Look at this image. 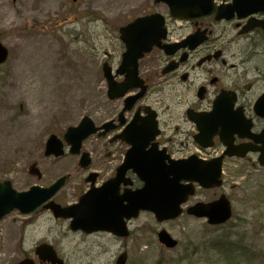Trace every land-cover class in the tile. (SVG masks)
Returning <instances> with one entry per match:
<instances>
[{"label":"rangeland","instance_id":"obj_1","mask_svg":"<svg viewBox=\"0 0 264 264\" xmlns=\"http://www.w3.org/2000/svg\"><path fill=\"white\" fill-rule=\"evenodd\" d=\"M0 4V35L10 50L8 60L0 65V134L7 123L19 131L31 126L30 132L35 133L28 136L33 147L25 152L0 149V180L11 179L17 190L27 191L68 175L54 199L62 204L73 202L88 188L85 178L90 171L101 173L100 183L114 173L117 162L103 155L111 144L98 135L89 137L84 148L91 152L93 163L90 169H82L80 156L68 149L63 157H46V141L51 133L63 136L86 115L96 123L110 117L102 66L108 60L116 67L121 60L124 44L119 28L152 11L168 17L167 9L155 0H0ZM26 38H44L59 46L64 69L53 77L56 98L47 93L46 71L32 75L21 61V55L30 52L26 47L19 54L20 42ZM72 43L80 44L82 52L70 54ZM70 71L77 77L70 80ZM24 75L30 77L26 84L22 83ZM32 165L38 174L30 169ZM225 166L223 187L199 189L191 201H210L226 193L234 215L223 226H211L206 219L188 215L159 223L152 213L144 212L133 221L131 235L120 239L107 233L73 231L70 220L56 219L49 210L34 215L16 210L0 222V264L26 257L38 261L34 250L43 243L53 244L66 264H115L123 250L129 254L127 264H264V167L257 159L228 160ZM162 228L179 240L176 249L161 245L157 233ZM223 239L245 244L250 253L226 261L214 247Z\"/></svg>","mask_w":264,"mask_h":264},{"label":"flooded vegetation","instance_id":"obj_2","mask_svg":"<svg viewBox=\"0 0 264 264\" xmlns=\"http://www.w3.org/2000/svg\"><path fill=\"white\" fill-rule=\"evenodd\" d=\"M231 2L225 0V4ZM255 17L264 20V13ZM247 24L248 18L217 20L216 14L193 21L168 20L163 47H154L140 60L142 85L127 97L136 96L142 86L146 87L144 95L127 110V97L110 100V117L97 123L98 137L111 144V150L103 155L117 162L111 176L116 175L132 147L126 140L136 136L142 142L148 141L153 132L156 136L148 142L147 151L171 159L194 156L209 161L224 155L225 169L228 160L260 157L258 151L245 157L230 156L225 143L232 140L233 148L254 143V138L264 130V117L255 110L264 94V30L247 31ZM123 79L117 77V81ZM151 116L156 120V129L150 127ZM135 119L138 125L134 126L131 123ZM108 126L109 130L102 128ZM137 132L138 135H132ZM126 178L130 183L121 184V193L143 185L134 170H129ZM201 201L204 200L194 203ZM68 203L71 202L63 205ZM133 221L127 222L131 233Z\"/></svg>","mask_w":264,"mask_h":264},{"label":"water","instance_id":"obj_3","mask_svg":"<svg viewBox=\"0 0 264 264\" xmlns=\"http://www.w3.org/2000/svg\"><path fill=\"white\" fill-rule=\"evenodd\" d=\"M157 2L166 3L171 10L172 17L184 20L211 15L215 10L214 0H157ZM235 11L238 12L240 18L254 12L264 11V0H234L230 8L219 7L216 18L231 19ZM165 24V17L156 13L139 17L121 28V39L125 42L127 51L123 54L118 73L125 74V81L116 83L111 66L108 62L104 65L111 99L122 97L130 89L141 86L138 61L145 53H149L154 45H161L167 33ZM256 26L264 28V21L250 23L251 28ZM8 55V49L0 42V63H4ZM144 92L145 86L137 96L133 97L128 107ZM263 104L264 96L256 105L257 112L262 115H264ZM134 123L137 124V121L135 120ZM98 129L89 116L84 117L78 126L70 127L65 134V141L71 146V153H81L84 140L96 133ZM134 134L139 133H132ZM131 137L129 142L133 147L127 153L125 162L119 167L117 177L97 188L94 183L98 175L92 173L86 180L92 182V187L80 197L78 203L62 207L51 201L45 207L52 209L56 217H72L71 228L73 230L82 229L86 233L108 230L122 237L129 235L126 219L137 217L141 210L154 212L159 221L178 218L183 212L182 204L189 199L190 195L195 194V182L205 188L222 186L223 157L211 161H197L194 158H188L172 161L167 165L164 157L142 155L143 149L139 147L140 139L136 136ZM255 140L257 143H262V146L258 148H249L250 145L241 146L227 153L230 156L235 154L244 156L249 149L260 150L259 162L264 166V132ZM144 143L146 145L147 141ZM45 154L46 156H63L65 154L64 142L57 135H51L47 141ZM90 163V154L84 152L80 165L86 168ZM131 168L145 182V186L120 195V185L126 172ZM66 179L67 177H62L49 187L33 186L25 192H18L11 180L0 181V221L15 209H19L22 213L33 212L51 199L61 189ZM188 212L198 217H207L211 224L226 223L233 214L231 202L226 195L208 204L199 203L191 207ZM159 239L169 248L176 247L178 244V241L173 239L166 230L159 233ZM37 253L41 258L49 259L54 264H64L51 245H41ZM127 259L128 253L124 252L118 258L117 264H126ZM18 264H34V261L27 258Z\"/></svg>","mask_w":264,"mask_h":264},{"label":"bare ground","instance_id":"obj_4","mask_svg":"<svg viewBox=\"0 0 264 264\" xmlns=\"http://www.w3.org/2000/svg\"><path fill=\"white\" fill-rule=\"evenodd\" d=\"M2 9L3 5L0 4V12L2 11ZM23 41L25 42L22 43ZM26 47H30L29 54L21 55V61L24 62L25 68L30 70V74L32 75L38 72L46 71L45 79L47 93L51 98H56L57 91L53 77L56 74H62L64 69V61L61 59L59 46L54 41L45 40L44 38H26L20 42L19 54L21 53V51H24V48ZM68 52L73 55H78L80 52H82V47L78 43H72L68 48ZM76 77L77 75L75 71H70V80ZM29 78L30 77L28 75H24L22 83L26 84ZM85 80L86 83H88V75L85 76ZM1 127L4 126L1 124ZM26 130L27 131H19L14 125L12 126L11 123H7V128L0 134V143L3 144H0V149H19L25 152L28 149L32 148L33 144L29 143L28 136L30 134L35 135V133L30 132L33 130L31 126Z\"/></svg>","mask_w":264,"mask_h":264},{"label":"trees","instance_id":"obj_5","mask_svg":"<svg viewBox=\"0 0 264 264\" xmlns=\"http://www.w3.org/2000/svg\"><path fill=\"white\" fill-rule=\"evenodd\" d=\"M214 247L224 254L226 261H231L237 256H248L246 246L243 243L231 242L229 240H220L214 243ZM240 251V252H238ZM241 253V254H240Z\"/></svg>","mask_w":264,"mask_h":264}]
</instances>
